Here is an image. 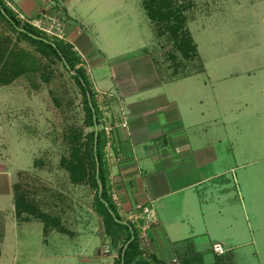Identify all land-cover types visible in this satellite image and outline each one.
Segmentation results:
<instances>
[{
    "label": "rangeland",
    "instance_id": "1",
    "mask_svg": "<svg viewBox=\"0 0 264 264\" xmlns=\"http://www.w3.org/2000/svg\"><path fill=\"white\" fill-rule=\"evenodd\" d=\"M143 2L72 0L66 5L67 11H62L61 15L66 18L68 13L77 20L80 16L95 20L96 27L90 28L85 24V31L107 58L123 57L133 61L140 55L148 54L161 76L168 80L198 72L205 66L214 76L216 71H251L264 64V0H179L184 6L185 25L197 47V55L187 58L168 32L164 35L158 33ZM0 35L9 37L12 43L17 42L29 53L24 57V67L17 76L8 83L0 82V165L3 174L10 178L17 197L14 203L18 204L20 212L16 215L15 226L14 216H10L9 201L0 204V264H11L15 255L21 260L25 259V255L30 257V249L26 252L22 245L21 253L14 254L12 251L14 238L9 232L16 227L30 228L33 235L43 231L46 234L44 238L58 235L56 230L60 227L75 233L90 224L88 218L93 214L97 216L99 227L104 228V223L94 206L89 141L93 128L87 125L78 86L59 61L20 41L2 19ZM84 67L94 97V90L97 89L111 93V90L98 88L93 82L99 84V74L103 71L108 73L107 67L100 71ZM240 76H247L244 84L247 88L248 75L240 73ZM204 77V73H198L183 79L182 83L193 89L194 86L184 82L196 85L197 80ZM174 83L178 82L173 80L165 84ZM244 90H233L231 94L239 93L241 96ZM263 109H258L260 112L249 119L251 127L256 128L258 138L264 135H261L264 133V119L261 120L260 114ZM102 135L105 140L108 139L103 131ZM214 142L210 138L209 144ZM75 155L83 165V176L79 175L77 180L67 167ZM240 157L241 163L257 159L253 165L235 171L242 180V205L230 216L225 213L224 221H210L209 239L205 234L199 239L207 241L206 245L210 241L226 244L223 235H230L234 245L229 247V264H264V150L245 159ZM6 183L0 184V202L7 199ZM192 255L193 252L185 254V258L189 259L176 264H213L216 256L212 247L204 257Z\"/></svg>",
    "mask_w": 264,
    "mask_h": 264
},
{
    "label": "crops",
    "instance_id": "2",
    "mask_svg": "<svg viewBox=\"0 0 264 264\" xmlns=\"http://www.w3.org/2000/svg\"><path fill=\"white\" fill-rule=\"evenodd\" d=\"M9 1L25 18L50 5L49 0ZM71 2L53 0V9L67 11L66 5ZM66 18L72 23L67 29L69 42L84 66L89 70L109 69L99 74L101 86L93 80L98 88L115 95L108 104L107 121L127 122L126 128L119 124L113 129L102 149L111 200L123 221L126 212L136 205L152 210L154 222H138L144 254L134 264H149L148 255L166 264H176L183 254L192 252L204 257L213 244L220 242L206 245L207 241L199 239L200 235H210L208 223L224 221L225 213L230 216L242 205V180L235 171L253 165L257 159L241 163L240 156L245 159L264 150V133L258 138L249 122L264 107V64L251 71H216L214 76L205 66L168 80L147 52L148 56L140 55L133 61L107 58L85 31L86 25L96 27L95 20L81 16L77 20L68 13ZM198 73L205 77L196 85L184 82L195 88L183 85V79ZM240 73L248 75L247 88V76L243 78ZM173 80L179 84H165ZM243 89L241 96L231 94ZM260 114L264 119V109ZM210 138L215 140L213 144H209ZM4 181H8L7 199H1L0 204L9 201L16 226L15 193L0 165V184ZM88 220L90 224L75 233L56 230L58 235L44 238L43 231L33 235L30 228L16 227L9 232L14 238L12 251L21 253L22 245L26 252L30 249V257L25 255L21 260L15 255L11 264H115L117 248L104 228L96 224V214L89 215ZM229 236L224 234L226 244L222 242L227 251L234 245ZM105 245L109 246L107 253L102 252Z\"/></svg>",
    "mask_w": 264,
    "mask_h": 264
},
{
    "label": "trees",
    "instance_id": "3",
    "mask_svg": "<svg viewBox=\"0 0 264 264\" xmlns=\"http://www.w3.org/2000/svg\"><path fill=\"white\" fill-rule=\"evenodd\" d=\"M143 4L148 17L154 22L160 35L168 32L171 40L186 58L190 55H197L196 44L185 25L184 6L180 4L179 0H144ZM0 19L12 28L20 41L59 61L78 86L84 104L87 125L93 128L89 133V141L92 183L95 188V210L103 219L106 236L109 238L112 246L117 248L118 256L115 264H121V252L125 246L123 264H134L139 257L143 256L144 252L140 248L137 229L133 224L124 222L121 219L108 193L107 169L102 152L105 138L100 129L96 131L94 149L95 123L93 116L95 117L97 127L100 124V111L95 102L94 92L89 84L88 73L83 67L81 56L70 42L50 39L27 21L18 19L2 0H0ZM28 55L29 53H26L23 48H20L17 42L12 43L9 37L0 35V82L8 83V81L16 77L21 68L24 67V57L26 58ZM76 157L77 155L74 156V160L69 161L67 166L74 180H77L79 175L83 176V169H81L83 167L82 161ZM95 157L98 161V172H96ZM99 183L102 187L100 194L98 189ZM16 200L17 197L14 196V201ZM17 208L18 204L16 203L15 213L19 215V208ZM57 230L63 233L66 232L61 227L57 228ZM193 254L192 257L195 256V253ZM185 257V254H183L179 258L180 262H186V259H189ZM146 258H148L149 264H166L160 262L153 255H148ZM230 261L231 256L228 250L220 256H214L213 264H229Z\"/></svg>",
    "mask_w": 264,
    "mask_h": 264
},
{
    "label": "built area",
    "instance_id": "4",
    "mask_svg": "<svg viewBox=\"0 0 264 264\" xmlns=\"http://www.w3.org/2000/svg\"><path fill=\"white\" fill-rule=\"evenodd\" d=\"M3 3L16 15L20 20L27 21L30 25L36 28L41 33L45 34L50 39L68 41L67 29L70 24H72L67 18L61 15V11L58 9H53L55 4L53 0H49L50 5L45 10H41L32 18H25L23 14L19 13L17 9L9 0H2ZM84 67V65H83ZM85 68V67H84ZM95 91V102L101 113L100 125L97 129L104 132L107 138H110L113 129L119 124L126 128L127 122L123 119L121 122H110L107 121V108L111 97L114 93L106 92L104 90H94ZM139 220H146L147 222H154L152 215V210L148 206L136 205L134 209L126 212L124 216V221L133 224V226L140 230ZM140 235V234H139ZM140 238V236H139ZM213 253L216 255H222L227 251L226 247L222 242L213 244ZM103 253L109 252V246L105 245L102 248Z\"/></svg>",
    "mask_w": 264,
    "mask_h": 264
},
{
    "label": "water",
    "instance_id": "5",
    "mask_svg": "<svg viewBox=\"0 0 264 264\" xmlns=\"http://www.w3.org/2000/svg\"><path fill=\"white\" fill-rule=\"evenodd\" d=\"M71 73H74V72H71ZM90 106H91V103L89 102ZM93 120H94V123H95V139H94V149H95V143H96V131H97V127H96V120H95V117L93 116ZM95 161H96V172H98V161H97V158L95 157ZM98 189H99V194L102 190V187H101V184L99 183L98 185ZM126 247V246H125ZM125 247L122 249V252H121V264H123V258H124V251H125Z\"/></svg>",
    "mask_w": 264,
    "mask_h": 264
}]
</instances>
